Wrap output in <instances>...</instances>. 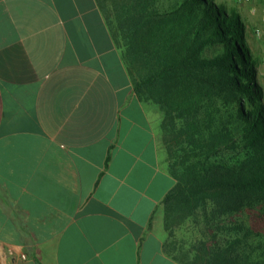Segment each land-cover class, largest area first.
<instances>
[{"label": "crops", "instance_id": "0c3cea01", "mask_svg": "<svg viewBox=\"0 0 264 264\" xmlns=\"http://www.w3.org/2000/svg\"><path fill=\"white\" fill-rule=\"evenodd\" d=\"M162 120L97 0H0V264H182Z\"/></svg>", "mask_w": 264, "mask_h": 264}, {"label": "trees", "instance_id": "16d2710c", "mask_svg": "<svg viewBox=\"0 0 264 264\" xmlns=\"http://www.w3.org/2000/svg\"><path fill=\"white\" fill-rule=\"evenodd\" d=\"M172 1L97 0L135 93L163 115L176 181L165 251L182 264H264V95L245 23L217 0ZM255 207L261 218L245 216Z\"/></svg>", "mask_w": 264, "mask_h": 264}, {"label": "rangeland", "instance_id": "374dc122", "mask_svg": "<svg viewBox=\"0 0 264 264\" xmlns=\"http://www.w3.org/2000/svg\"><path fill=\"white\" fill-rule=\"evenodd\" d=\"M217 1L225 4L229 9H235L242 17L246 26V41L252 51L254 59L256 60L257 79L263 87L264 95V0ZM157 2L164 6H170L173 4L172 0H157ZM218 48L219 46L215 49H210L208 51L209 54H213ZM246 151V149H243V153ZM261 211V209H256V207L252 211L248 208L245 216L251 213L254 218H261ZM190 227L193 228V226Z\"/></svg>", "mask_w": 264, "mask_h": 264}]
</instances>
